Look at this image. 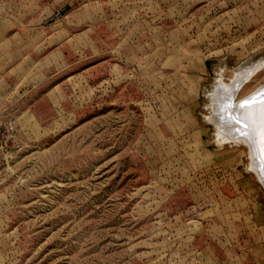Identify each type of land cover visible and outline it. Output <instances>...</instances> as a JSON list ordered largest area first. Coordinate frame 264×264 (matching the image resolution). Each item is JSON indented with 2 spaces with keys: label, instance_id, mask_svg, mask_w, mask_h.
<instances>
[{
  "label": "rangeland",
  "instance_id": "374dc122",
  "mask_svg": "<svg viewBox=\"0 0 264 264\" xmlns=\"http://www.w3.org/2000/svg\"><path fill=\"white\" fill-rule=\"evenodd\" d=\"M0 39V264H264V186L207 121L264 0H0Z\"/></svg>",
  "mask_w": 264,
  "mask_h": 264
},
{
  "label": "bare ground",
  "instance_id": "6f19581e",
  "mask_svg": "<svg viewBox=\"0 0 264 264\" xmlns=\"http://www.w3.org/2000/svg\"><path fill=\"white\" fill-rule=\"evenodd\" d=\"M262 69L264 57L236 69L230 82L224 80L223 69L220 70L213 89L207 92L211 110L207 121L215 126V140L219 145L248 147L249 171L254 172L264 186V142L261 139L264 134V94L257 97L264 91V86H259V90L247 97L238 98L244 86ZM251 97L253 99L248 101Z\"/></svg>",
  "mask_w": 264,
  "mask_h": 264
},
{
  "label": "crops",
  "instance_id": "0c3cea01",
  "mask_svg": "<svg viewBox=\"0 0 264 264\" xmlns=\"http://www.w3.org/2000/svg\"><path fill=\"white\" fill-rule=\"evenodd\" d=\"M3 40L4 39H0V42H3ZM15 53H16V51H14V52H12V53H10V52H7L6 54L4 53V55H3V53H0L1 54V58H0V63H6V64H8L7 66H6V68L9 70V69H11L12 67H13V64H10L9 65V56H11L12 54H14L15 55ZM7 69H6V71H7Z\"/></svg>",
  "mask_w": 264,
  "mask_h": 264
},
{
  "label": "water",
  "instance_id": "95a60500",
  "mask_svg": "<svg viewBox=\"0 0 264 264\" xmlns=\"http://www.w3.org/2000/svg\"><path fill=\"white\" fill-rule=\"evenodd\" d=\"M261 94H264V91H260V93L259 94H257V97H260L259 95H261ZM253 98L251 97V98H249V100L248 101H251ZM242 121V120H241Z\"/></svg>",
  "mask_w": 264,
  "mask_h": 264
},
{
  "label": "snow or ice",
  "instance_id": "6c2138e0",
  "mask_svg": "<svg viewBox=\"0 0 264 264\" xmlns=\"http://www.w3.org/2000/svg\"><path fill=\"white\" fill-rule=\"evenodd\" d=\"M246 103H247V102H246ZM262 112H264V109H262ZM261 139H262V142H264V134H262Z\"/></svg>",
  "mask_w": 264,
  "mask_h": 264
},
{
  "label": "built area",
  "instance_id": "2783aa9c",
  "mask_svg": "<svg viewBox=\"0 0 264 264\" xmlns=\"http://www.w3.org/2000/svg\"><path fill=\"white\" fill-rule=\"evenodd\" d=\"M9 129H13L14 127H13V125L12 124H9V127H8Z\"/></svg>",
  "mask_w": 264,
  "mask_h": 264
}]
</instances>
